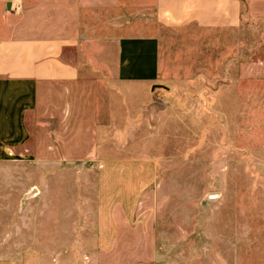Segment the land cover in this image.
Listing matches in <instances>:
<instances>
[{
    "label": "crops",
    "instance_id": "obj_1",
    "mask_svg": "<svg viewBox=\"0 0 264 264\" xmlns=\"http://www.w3.org/2000/svg\"><path fill=\"white\" fill-rule=\"evenodd\" d=\"M173 145L223 170L225 252L135 221L157 166L126 153ZM238 209H264V0H0V264H264L231 255L264 233Z\"/></svg>",
    "mask_w": 264,
    "mask_h": 264
},
{
    "label": "rangeland",
    "instance_id": "obj_2",
    "mask_svg": "<svg viewBox=\"0 0 264 264\" xmlns=\"http://www.w3.org/2000/svg\"><path fill=\"white\" fill-rule=\"evenodd\" d=\"M165 73L167 75V72ZM169 97H172V100L169 101L166 110L174 112L169 116L172 120V114H175L173 109L175 108V95H170ZM155 104L160 108L165 106L161 103ZM170 119L165 122L164 126L169 124L168 121ZM36 122L34 119H30L28 122L31 133L38 126ZM173 122L175 123V121ZM161 125L158 119L154 125V132L161 130L163 128ZM173 128L175 129V125ZM31 142L33 143V139H31ZM171 142L172 139L169 140L170 144ZM33 149L36 148H30L29 150L32 151ZM180 149L181 152H178V148H175V145L169 148H147L144 154L139 151V148L128 149L126 156L130 160L129 162H140L146 158L152 159L153 165L157 166V174L154 176L152 185L143 186L142 193H140L141 187L135 186V189H137L136 205L138 208V215L135 221L137 223L171 226L175 229L183 228L188 232L191 231L188 233L190 237L186 240L200 242V244L212 242L213 245L209 249L200 250V256L204 252L205 255H208L215 250L223 252L226 248L214 243H220V239H224L225 235L209 231V225L214 223L215 217L216 219L222 218L224 220L222 215L227 208L226 196L228 189L222 182V176L218 175L223 170L217 169L214 171L217 174L215 178L209 176V174L214 172H210L208 169L194 170L192 168V149ZM86 172L83 174L86 180L90 181L96 178L94 171L89 170ZM77 176H80V173ZM128 200L130 199L126 197V203H128ZM248 212L250 213L242 216V212L238 209L239 216L232 217L230 223L234 226L264 225V209ZM229 235H232L234 242L231 252L232 257H239L240 259L248 255V257L253 258L262 255V253L264 254V248L261 243L264 233H257L256 231L249 233L234 232ZM245 243L251 244L250 247L246 249ZM133 252L138 258L143 256L141 254L142 250H134ZM128 256V253L123 255V257ZM252 264L258 263L254 261Z\"/></svg>",
    "mask_w": 264,
    "mask_h": 264
},
{
    "label": "water",
    "instance_id": "obj_3",
    "mask_svg": "<svg viewBox=\"0 0 264 264\" xmlns=\"http://www.w3.org/2000/svg\"><path fill=\"white\" fill-rule=\"evenodd\" d=\"M7 8H8V10H10V9H11V3H10V2L7 4ZM33 192H36V190H35V191H33ZM33 192H32V193H33Z\"/></svg>",
    "mask_w": 264,
    "mask_h": 264
}]
</instances>
